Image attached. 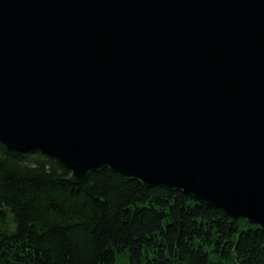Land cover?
<instances>
[{
	"label": "water",
	"instance_id": "95a60500",
	"mask_svg": "<svg viewBox=\"0 0 264 264\" xmlns=\"http://www.w3.org/2000/svg\"><path fill=\"white\" fill-rule=\"evenodd\" d=\"M0 142L264 230V0H0Z\"/></svg>",
	"mask_w": 264,
	"mask_h": 264
},
{
	"label": "trees",
	"instance_id": "16d2710c",
	"mask_svg": "<svg viewBox=\"0 0 264 264\" xmlns=\"http://www.w3.org/2000/svg\"><path fill=\"white\" fill-rule=\"evenodd\" d=\"M0 142V264H264V230L104 170L86 183Z\"/></svg>",
	"mask_w": 264,
	"mask_h": 264
}]
</instances>
